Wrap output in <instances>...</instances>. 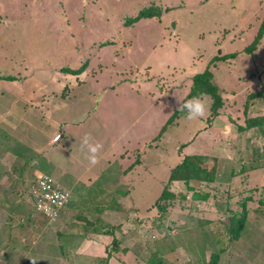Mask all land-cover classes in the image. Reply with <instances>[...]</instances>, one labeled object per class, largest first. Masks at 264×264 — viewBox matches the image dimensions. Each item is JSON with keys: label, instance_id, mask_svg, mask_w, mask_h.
I'll return each instance as SVG.
<instances>
[{"label": "rangeland", "instance_id": "374dc122", "mask_svg": "<svg viewBox=\"0 0 264 264\" xmlns=\"http://www.w3.org/2000/svg\"><path fill=\"white\" fill-rule=\"evenodd\" d=\"M141 10L153 16L132 20ZM263 19L264 0H0V229L10 225L6 232L20 241L10 255L0 250V264L7 256L13 264H152L150 255H159L155 243L164 244L166 264H196L199 251L200 264L212 252L215 264H264V168L253 172L248 188L243 180H225L247 176L252 164L264 162V126L238 129L246 117L264 115L260 100L247 99L264 85V32L247 51ZM199 68L213 73L222 105L209 119L211 99L203 95L205 115L188 120L182 99ZM82 79L84 86L67 87ZM54 93L67 96L60 107L52 98L47 104ZM97 105L100 118L91 109ZM82 115L91 117L76 135L73 152L81 163L91 162L79 141L87 135L100 146L96 162L115 157L126 166L138 160V172L136 181L106 184L102 213H83L97 229L84 220L74 230L64 210L54 223L35 210L37 160L18 176L20 161L11 147L25 138L49 145L55 130L66 129H60L63 120ZM194 154L219 182L171 181L174 197L161 214L155 203L171 169ZM128 185H135L130 198L124 196ZM115 186L125 194L117 196ZM205 190L209 199L193 198ZM245 211L244 227L234 236ZM58 243L66 245L64 252L50 249Z\"/></svg>", "mask_w": 264, "mask_h": 264}, {"label": "crops", "instance_id": "0c3cea01", "mask_svg": "<svg viewBox=\"0 0 264 264\" xmlns=\"http://www.w3.org/2000/svg\"><path fill=\"white\" fill-rule=\"evenodd\" d=\"M193 71L194 72L191 73L192 77L196 73L202 72L203 70L201 71V69L199 68V69H194ZM192 77L190 78V81H189L190 83L188 84L189 90L186 93L185 97L182 99V101L183 100H189V99L193 98V97L187 98V94L189 93L190 87L192 84ZM84 84H85V81L83 80L82 82H79V83L78 82H76L74 84L69 83V84H67V87H69V86H71V87L78 86L79 87L81 85L84 86ZM57 86H61V84L57 85ZM256 88L259 90L261 88H264V85L262 84L261 86H258ZM67 91H68V89H67ZM251 92H255L254 89ZM54 95L47 96V98L49 99L47 101V104H49L48 102L52 98V101H51L52 104L56 103L58 105V107H60L62 101L64 102L65 99L67 98V96H64V94H60V96H59L58 93H54ZM42 98H43V96H41L39 98L40 101ZM255 99L260 100L259 104H257V107H259V109L261 108V110L264 109V102H262V100L259 98H255ZM246 107H247V102H246L245 108ZM91 109H94L93 115L95 113V115L100 118V116H99V114L101 112L100 107H98V105H97V106H95V108H91ZM252 110H255V108L252 107ZM101 116H102L101 120H103V123H104V116L102 114H101ZM43 117H44V115L41 116V119H43ZM90 117L91 116L82 115V116H79L77 118H69L68 120H63L62 121L63 123L60 125V129H61V127L67 125L66 129L63 130L64 132H62V130H55V132H53V134L51 135V137L48 141L49 145L38 147L35 143L29 142L28 138H25L26 140L23 141V142H25L24 144L31 147V149L39 152L40 155L45 158V160L49 164V173H51L54 176H57V178H56V179H58L57 181L63 187L68 188L70 190V192H71L70 203H69V205L66 206L67 208L65 207L66 209L65 208L63 209L64 210L63 214L65 213V215H66L64 217V221L66 222V224H69L70 228H72L74 230H77L80 227H82L81 222L84 220H87V218L84 216L83 213H85V214L90 213L91 214L92 212L93 213L96 212V213L100 214L106 209V204L104 202V195H105L106 191H108V189L106 188L107 183H109L111 181L116 182V181H119L120 179H121L120 181H122V182L136 181L135 180L136 175H137L136 172H138V170H137L138 160H137V162L131 161L126 166L123 165L122 163H119V161L115 157H112L111 159L108 158L107 160L105 159L100 164H99V162H96L95 164H93L91 162L85 163V165L81 163V159L77 158L75 152H73V149L77 148V144H76L77 136L76 135H78V137L81 136L80 135L82 132L81 126L87 120H89ZM50 122L52 123L53 120L51 119ZM18 124H23V121H20V122L18 121L17 125ZM72 125H76L77 128H79V127L80 128L77 129V131H72L71 130ZM66 131H68V132H66ZM56 134H60V137L58 140L54 141L53 137ZM64 140L66 141L65 144L63 143ZM83 140H84V138L80 139L79 141H80V143L84 149ZM188 146H190V145L188 144L187 146H183V149L187 148ZM80 153H81V151H79V154ZM186 154H188V153H186ZM111 161H116L117 167L115 169H112L115 163L112 164ZM253 165L257 166L258 168L257 167L253 168L254 167ZM251 167H252L251 168L252 170L249 171V175L244 176V177L239 178V179H237L238 175L237 176L232 175L231 177L226 178L225 180H227V182L229 181L230 185H232V183H234V182L238 183L241 180H243L244 182H247V188H248V184L250 185V183H252L251 181H253V179H254L253 178L254 177L253 172H259L261 174L262 173L261 168H264V162H261V163L258 162V163L252 164ZM38 172H39L38 174H40L42 171L41 172L38 171ZM219 177H221V174H219ZM225 180H224V183H225ZM97 181L100 182V184L97 185L98 187L95 189H91L90 188L91 185H93V183H95ZM176 182H180V180H173L172 181L173 184ZM216 182H219L218 178H216L214 180V182L213 181L208 182V184L214 185ZM206 184H207V182H206ZM235 185H237V184H235ZM134 186L130 185V187H129V185H128V188H130V189L128 190V192L126 194L120 189V187L115 186L114 192L117 193V196H119V195L123 196L125 194L124 196L128 195L127 197L130 198L131 196L129 195V191H131V189H133ZM233 186H234V184H233ZM245 186H246V184H245ZM88 189H89V191L90 190H92V191L90 193H88ZM200 192H201L200 194H206L207 193L208 197L206 199H199V200H207L212 196L210 194V192H207V190H205V192L204 191H200ZM249 194H250V192H249ZM110 198L115 199L116 197L114 194H112L110 196ZM194 199L196 200L198 198H194ZM245 200H246V203L251 202L249 196H246ZM132 202H133L132 205H135L134 206L135 208L136 207L138 208V206H139V209L142 208L139 201L137 203H135L134 201H132ZM93 204L95 206H93ZM95 220L100 221V217L97 216L95 218ZM8 226L11 229V226L10 225H8ZM8 226H7V228H8ZM70 236H73V234ZM84 237L82 236V240ZM78 246H79V244H78ZM199 260L203 261V256L201 255V251H199V253L196 254V264ZM208 261H209V259H208Z\"/></svg>", "mask_w": 264, "mask_h": 264}, {"label": "trees", "instance_id": "16d2710c", "mask_svg": "<svg viewBox=\"0 0 264 264\" xmlns=\"http://www.w3.org/2000/svg\"><path fill=\"white\" fill-rule=\"evenodd\" d=\"M142 16H153V13L148 11V10L147 11L141 10L138 15H136L132 18V20H137L138 18H140ZM263 32H264V19H263L253 41L247 47V51H251L257 45V43H258L259 39L261 38ZM77 70L80 71L81 69L80 70L77 69ZM77 70L73 69L72 73H76ZM8 78H10V77H8ZM212 78H213V74L208 68H205L202 72L196 73L192 77V84L190 87V91L187 94V98L196 97V96H203V95H208L210 97L211 106H210V117H209V119L213 118L219 114L218 109L222 105L221 95L219 94L218 87L213 83ZM255 98H259L262 100V102H264V88H261L255 92L250 93L247 97L248 100H252ZM178 113H179L178 109L173 111V113L169 116V118L164 123V125L160 128L159 134H161V132L166 129V126L174 120V118L178 115ZM261 126H264V115L263 116H255V117H246L245 125H243V126L239 125L238 129L244 130L245 128L261 127ZM11 149L13 152H15L16 157H18V159L20 161V164H19L20 168L18 169V172H17L18 176H21L23 174L25 166L33 158L37 160L36 168L38 169V171H40V172L43 171V173L51 174V173H49V164L45 160V158L43 156L39 155L33 149H31V147H29L28 145L16 142L14 144V146L11 147ZM201 162H202L201 155H198V154L197 155H195V154L194 155H185V156H183L181 161L179 163H177L171 169L170 174L168 176V181H167L166 185L164 186V188L162 189V191H161V193H160V195L157 198L156 203H155L157 209L161 212V214L166 210L168 202H170L174 197V194L169 190V187H168V184L171 181L182 180L188 186V182L191 179H197V180L205 181V182H212L217 178V176H215L213 171L202 169ZM229 174L232 175V173H229ZM189 188L191 189L190 186H189ZM192 196H193V198L206 199L208 197V194L207 193L206 194H200L197 192H193ZM182 197H183V195H182ZM70 199H71V196L69 198L68 203L65 205V207L67 205H69ZM260 201H261V203H264V199H262ZM242 206L245 207L244 204ZM63 209H61L60 213H62ZM60 213H59V216H60ZM59 216L56 219L57 221L59 219ZM245 218H246V211H245V213H243L242 217H240L236 220L237 223H236L235 228H234V230H236V232H234V236H238V234L241 232L242 228L244 227ZM55 221H53V223ZM93 222H95V221L86 220V223L88 224V226L90 228L97 229V227H95L93 225L94 224ZM6 229L11 231L10 228H6ZM6 229H4V227H3V229L2 228L0 229V250H2L4 253H7V255H10L11 252H13L15 250L16 245L18 243H20V241L16 237H14L10 231L6 232L7 231ZM109 233H112V232L109 231ZM112 240H113V244L116 247L118 244L117 243L118 241L116 240L115 237H113ZM154 245L157 247L156 251H157V253H159V255L158 256L157 255H154V256L150 255L148 262H151L152 264H166L164 262V259L161 256V254H163V251H164V247H163L164 244L155 243ZM65 246L66 245L64 243H58L55 246L50 245V249L52 248L55 251L60 250V252H58V253H61V252H64ZM23 248L25 249V248H27V246L24 245ZM110 255H111V253L108 252V256H110ZM3 257H5V256H3ZM19 258L21 259L22 256H19ZM5 259H4L5 260L4 264H13V263H11L12 260L8 256L5 257ZM217 259H218V255L216 253L212 252L210 254V259L207 262V264H215L217 262ZM106 263H107V259L104 260V264H106ZM197 264H200V262L198 261Z\"/></svg>", "mask_w": 264, "mask_h": 264}, {"label": "built area", "instance_id": "2783aa9c", "mask_svg": "<svg viewBox=\"0 0 264 264\" xmlns=\"http://www.w3.org/2000/svg\"><path fill=\"white\" fill-rule=\"evenodd\" d=\"M56 136L57 134L53 137L54 141ZM31 192L34 196L35 210L47 217L50 222L57 219L71 196L70 190L48 173H41L33 180Z\"/></svg>", "mask_w": 264, "mask_h": 264}, {"label": "clouds", "instance_id": "9594fccd", "mask_svg": "<svg viewBox=\"0 0 264 264\" xmlns=\"http://www.w3.org/2000/svg\"><path fill=\"white\" fill-rule=\"evenodd\" d=\"M182 110H186V119L188 120H195L201 118L205 115L207 110L206 104L202 96L193 97L190 100H186L185 103L181 106ZM56 140L59 139V134L55 137ZM83 144L87 146L88 152L92 155L89 156L91 163H96V156L95 153L99 149V144H90L89 137L86 135Z\"/></svg>", "mask_w": 264, "mask_h": 264}]
</instances>
